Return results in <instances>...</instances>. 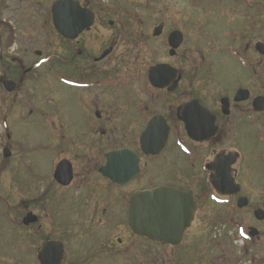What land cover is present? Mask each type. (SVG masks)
Returning a JSON list of instances; mask_svg holds the SVG:
<instances>
[{
    "label": "flooded vegetation",
    "instance_id": "flooded-vegetation-1",
    "mask_svg": "<svg viewBox=\"0 0 264 264\" xmlns=\"http://www.w3.org/2000/svg\"><path fill=\"white\" fill-rule=\"evenodd\" d=\"M123 1L0 0V153H11L2 171L24 155L26 122L45 136L30 151L52 153V196L72 215L103 218L105 228L121 214L129 219L133 195L156 188L192 197L195 220L201 203L264 210V0ZM40 39L50 45L45 56L19 52ZM54 81L77 94L72 122L65 108L42 114L33 98ZM217 172L234 186L227 196L210 181ZM195 220L176 246L128 231L174 253L196 234Z\"/></svg>",
    "mask_w": 264,
    "mask_h": 264
},
{
    "label": "rangeland",
    "instance_id": "rangeland-1",
    "mask_svg": "<svg viewBox=\"0 0 264 264\" xmlns=\"http://www.w3.org/2000/svg\"><path fill=\"white\" fill-rule=\"evenodd\" d=\"M116 1L120 6H125V1ZM150 1L154 0H140V5L144 6ZM138 3L135 0V4ZM178 20L177 23L181 25L186 18ZM20 46L19 52L23 53L24 50L23 56L31 61L38 59L35 51L42 52L43 57L50 49L48 42L41 39L40 42ZM142 46L140 44V55H144ZM52 83V90L41 85V91L34 93L33 98L40 105L42 114L49 115L51 110L56 115L61 114L65 108L71 122L74 121L76 118L68 105L76 102V92L58 81ZM5 95L0 85V102ZM22 126L27 131L24 137L28 146L23 145L22 157L19 156L21 152L14 154L6 173L1 170L5 162L0 153V264H38L37 248L47 238L64 242V264H264V222L256 223L249 209L239 211L215 202L201 203L195 224L198 235L189 236L187 244L174 253L148 246L143 240H132L127 218L122 214L116 218L115 229L105 228L108 222L103 218L86 220L72 215L66 206L68 203L51 194L54 193L51 189L52 168L51 172L49 170L52 153L41 152L38 156L30 151L35 137L44 139L45 136L37 134L40 128H30L26 122ZM35 162L38 168L41 166V174L34 173ZM28 212L38 216L36 225L26 227L22 224ZM252 227L259 231L253 239L248 238ZM118 239L122 240L123 246L119 245ZM129 244H135V250L123 253ZM101 249L105 251L91 256L95 250ZM106 249L113 252L108 253ZM115 250L119 251L116 255L113 254Z\"/></svg>",
    "mask_w": 264,
    "mask_h": 264
},
{
    "label": "water",
    "instance_id": "water-1",
    "mask_svg": "<svg viewBox=\"0 0 264 264\" xmlns=\"http://www.w3.org/2000/svg\"><path fill=\"white\" fill-rule=\"evenodd\" d=\"M58 177V172L55 175ZM216 188L221 190L218 185ZM129 224L133 231L146 236L156 244H178L184 229L190 227L194 217V203L184 194L168 189H156L135 196L130 202ZM135 212L139 217L133 218ZM263 213L258 211L256 217L262 220ZM37 218L28 214L23 223L34 224ZM256 231L252 232V236ZM64 246L61 242L46 240L40 248L38 260L40 264H62Z\"/></svg>",
    "mask_w": 264,
    "mask_h": 264
}]
</instances>
